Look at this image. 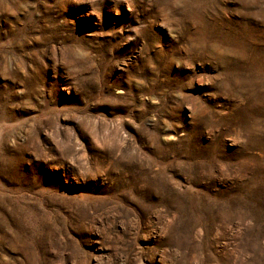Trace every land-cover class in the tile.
<instances>
[{"label":"rangeland","instance_id":"rangeland-1","mask_svg":"<svg viewBox=\"0 0 264 264\" xmlns=\"http://www.w3.org/2000/svg\"><path fill=\"white\" fill-rule=\"evenodd\" d=\"M0 264H264V0H0Z\"/></svg>","mask_w":264,"mask_h":264}]
</instances>
